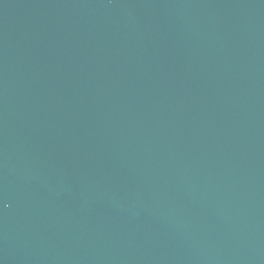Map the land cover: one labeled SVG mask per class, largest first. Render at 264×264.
Segmentation results:
<instances>
[{
    "label": "water",
    "instance_id": "obj_1",
    "mask_svg": "<svg viewBox=\"0 0 264 264\" xmlns=\"http://www.w3.org/2000/svg\"><path fill=\"white\" fill-rule=\"evenodd\" d=\"M0 264H264V0H0Z\"/></svg>",
    "mask_w": 264,
    "mask_h": 264
}]
</instances>
